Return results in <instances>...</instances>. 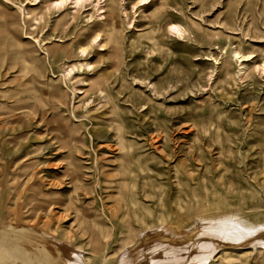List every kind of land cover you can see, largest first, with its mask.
Instances as JSON below:
<instances>
[{
    "label": "rangeland",
    "instance_id": "obj_1",
    "mask_svg": "<svg viewBox=\"0 0 264 264\" xmlns=\"http://www.w3.org/2000/svg\"><path fill=\"white\" fill-rule=\"evenodd\" d=\"M113 1L0 0V264H264V0Z\"/></svg>",
    "mask_w": 264,
    "mask_h": 264
},
{
    "label": "bare ground",
    "instance_id": "obj_2",
    "mask_svg": "<svg viewBox=\"0 0 264 264\" xmlns=\"http://www.w3.org/2000/svg\"><path fill=\"white\" fill-rule=\"evenodd\" d=\"M67 1L68 0H61V1H54V2H50L48 0H31V5L32 6H37V5H45V7H49L50 8H54V9H58V8H65L66 4H67ZM83 1H86V0H75L74 2V5H75V9H76V13H78L82 8V3ZM88 1H91L92 2V5H93V9L95 10V12L98 14V17L100 16V11L102 14H105L106 16L104 17V19L106 20L105 22V25H109L110 23H112V21L115 19V20H118V14H117V8L115 6V1L111 0L110 3L108 4L107 6V10H104L102 8H100V0H88ZM151 4L150 2H142L141 3V6H147ZM24 13V12H23ZM112 20V21H111ZM114 20V21H115ZM93 23V22H92ZM38 24V23H37ZM113 26V25H112ZM91 27H96V30L95 31H98L100 33V23L96 22L94 23L93 26ZM93 30V29H92ZM86 32H80V33H75V36L73 37L74 38V41H70L71 43L70 44H66V45H54V49H52L51 47H48L47 48V53L49 54V56L51 57H54V53L60 51L63 55H68V54H73V48H72V45L74 44V42L76 43H79V44H82V43H87L88 46H90L91 48H98L100 49V34H94L95 36H92L91 33H89L87 30H85ZM171 31L173 33H176V34H181L182 33V30L178 27V26H172L171 27ZM7 33H9V31H7ZM70 31L69 30H65V34H64V37H60L61 39H65L67 37L70 36ZM95 33V32H94ZM4 35V34H3ZM114 35V34H113ZM112 36V35H111ZM24 39H32L31 36H25ZM32 41V40H31ZM63 43L64 40H61ZM42 42L44 41H40L38 38H34V44H37L38 46L41 47L42 45ZM59 42V40H58ZM67 42V41H66ZM65 42V43H66ZM1 42H0V47H1ZM58 49V50H56ZM80 50H81V54L82 56H84L86 53H87V49H82V47H80ZM26 52V50H24ZM23 52V51H22ZM21 52V54H22ZM100 52V51H99ZM28 53V52H26ZM34 53V51L32 52ZM23 55V54H22ZM26 55V54H25ZM24 55V56H25ZM33 56V55H32ZM31 57V55H30ZM235 59H238L240 60V62H247V61H250V58L249 56H241L240 53H235L234 57ZM100 59V58H99ZM28 60V59H27ZM33 60H35V57H33ZM263 68V71H264V65L262 66ZM79 69V68H78ZM75 70H76V67H72V68H68V70L66 71L67 72V77H71V75L73 73H75ZM21 233V232H20ZM27 233V232H26ZM10 245V244H9ZM9 251V249H8ZM5 253V252H4ZM2 253H0L1 255ZM6 254V253H5ZM2 257V256H0ZM50 260V259H49ZM51 261V260H50ZM51 263H53L51 261Z\"/></svg>",
    "mask_w": 264,
    "mask_h": 264
},
{
    "label": "crops",
    "instance_id": "obj_3",
    "mask_svg": "<svg viewBox=\"0 0 264 264\" xmlns=\"http://www.w3.org/2000/svg\"><path fill=\"white\" fill-rule=\"evenodd\" d=\"M7 255H8V252H7ZM7 260H8V259H6V261H7ZM6 261H5V262H6ZM5 262H4V263H5Z\"/></svg>",
    "mask_w": 264,
    "mask_h": 264
}]
</instances>
